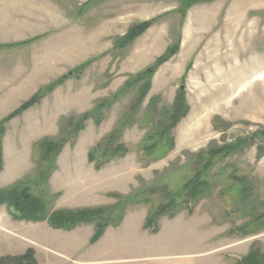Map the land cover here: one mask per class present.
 <instances>
[{
  "label": "rangeland",
  "instance_id": "1",
  "mask_svg": "<svg viewBox=\"0 0 264 264\" xmlns=\"http://www.w3.org/2000/svg\"><path fill=\"white\" fill-rule=\"evenodd\" d=\"M0 46V189L28 180L50 214L111 208L109 236L160 227V241L144 242L160 245V264H239L252 252L264 264V0H0ZM181 96L187 113L171 128ZM42 140L63 146L46 183ZM108 143L127 153L90 161ZM200 172V201L156 218ZM15 214L0 206L6 264L29 251L36 264H94L123 243L91 248L96 223L65 231Z\"/></svg>",
  "mask_w": 264,
  "mask_h": 264
},
{
  "label": "trees",
  "instance_id": "2",
  "mask_svg": "<svg viewBox=\"0 0 264 264\" xmlns=\"http://www.w3.org/2000/svg\"><path fill=\"white\" fill-rule=\"evenodd\" d=\"M152 26V22L143 23L139 26H136L130 30V32L120 40L122 46L130 44L135 41L139 36H141L148 28ZM166 61V58H161L157 65H161ZM86 66L83 67V69ZM140 77V76H139ZM63 82V79L58 83L47 88V92L54 90V88L60 85ZM150 87V83L145 86L142 91L141 97L142 99L146 96ZM43 94H39L29 102L24 104L22 108L8 117L4 122H8L15 117L22 115L26 110L30 109L37 105L42 99ZM187 109L185 105L184 99L179 97L174 105V110L172 113V126L174 128L176 124L186 115ZM97 113L94 112L95 115ZM87 117V116H86ZM2 137H3V129L2 125H0V173L3 169V160H2ZM38 149L40 153V165H44V162L48 165L46 170H42L39 175V181L41 183H46L49 181L50 167L55 163L56 158L58 157L62 145H56L55 143L42 140L38 143ZM232 147H228L226 149L213 151L214 155H219L225 150H230ZM112 152V154H111ZM123 155L127 153V150L124 146L118 145L116 147H111L110 143L107 146L99 145L96 147L92 153L90 154V161H94L95 156L100 154L101 157H115V155L120 154ZM209 164V163H208ZM101 165V164H99ZM207 167V166H206ZM203 173L200 172L196 175V177L189 181L186 186L183 188L182 192L176 195H170L168 199V203L166 206H161L156 213V218L161 217L162 215H170L171 218L177 214V210L179 209L180 203L178 200L180 198L186 199L188 197H192L194 201L197 203L200 201L198 199L199 195L203 193V187L205 186V182L202 181ZM28 180H23L5 190L0 189V206L6 205L10 209L15 211L16 218L20 220H24L27 222H48V224L58 230L72 231L79 225L84 224H93L96 223V233L92 239V244L98 242L105 233V230L108 227V214H111L113 210L111 208H100L94 210H77V211H58L49 213L47 210V206L44 203V199L42 197L36 196L33 194ZM128 201V200H127ZM19 216V217H18ZM151 225V220L148 221V226ZM18 261V264H23L25 261H31L33 264H36L33 261V252L29 251L27 254L15 258ZM8 259H3L0 261V264H6ZM239 264H259L258 255L255 252H252L248 258L243 259Z\"/></svg>",
  "mask_w": 264,
  "mask_h": 264
},
{
  "label": "crops",
  "instance_id": "3",
  "mask_svg": "<svg viewBox=\"0 0 264 264\" xmlns=\"http://www.w3.org/2000/svg\"><path fill=\"white\" fill-rule=\"evenodd\" d=\"M4 47L5 46H0V48H4ZM8 47H13V46H8ZM120 227L121 228L118 231L119 233H117L118 235H115L116 237H114V235L109 236L111 235V233H115V232H110L111 230H108L105 231L102 238L94 244H92V239L96 233V230L92 231L93 234L91 233V239H90L91 248L100 247L102 250H104L109 248L110 246H116L115 245L117 243L116 241L123 240L122 241L123 243L118 249L119 250L118 253L116 252V254L112 256V258H108L106 255L105 257L104 255L103 256L100 255L98 260L95 261L94 264H140L142 260H145V257L151 259L153 262L157 264H160V245H158L153 249H149L144 245V242L148 240L150 241L156 239L160 241V236H161L160 227L158 228L157 232L152 235H150L148 231L144 232L143 230L145 228L144 224L141 225V227L135 231L129 228L126 229L123 226ZM163 252H167V251L163 249ZM76 263L79 264L80 262H76ZM163 264L165 263L163 262Z\"/></svg>",
  "mask_w": 264,
  "mask_h": 264
},
{
  "label": "bare ground",
  "instance_id": "4",
  "mask_svg": "<svg viewBox=\"0 0 264 264\" xmlns=\"http://www.w3.org/2000/svg\"><path fill=\"white\" fill-rule=\"evenodd\" d=\"M242 30V27H241V25L238 27V29H237V31H241ZM239 32H238V34H239ZM242 53V52H241ZM243 57V56H242Z\"/></svg>",
  "mask_w": 264,
  "mask_h": 264
}]
</instances>
